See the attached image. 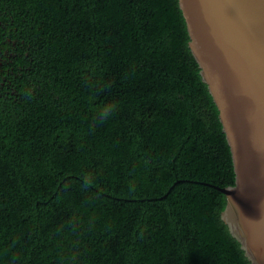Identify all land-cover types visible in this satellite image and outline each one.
Returning a JSON list of instances; mask_svg holds the SVG:
<instances>
[{
  "label": "trees",
  "instance_id": "obj_1",
  "mask_svg": "<svg viewBox=\"0 0 264 264\" xmlns=\"http://www.w3.org/2000/svg\"><path fill=\"white\" fill-rule=\"evenodd\" d=\"M233 183L177 0H0V264H250Z\"/></svg>",
  "mask_w": 264,
  "mask_h": 264
},
{
  "label": "water",
  "instance_id": "obj_2",
  "mask_svg": "<svg viewBox=\"0 0 264 264\" xmlns=\"http://www.w3.org/2000/svg\"><path fill=\"white\" fill-rule=\"evenodd\" d=\"M177 3L229 146L220 217L250 264H264V0Z\"/></svg>",
  "mask_w": 264,
  "mask_h": 264
},
{
  "label": "clouds",
  "instance_id": "obj_3",
  "mask_svg": "<svg viewBox=\"0 0 264 264\" xmlns=\"http://www.w3.org/2000/svg\"><path fill=\"white\" fill-rule=\"evenodd\" d=\"M116 105L115 104H112L110 106H106L104 111L100 113L99 115V120L100 122H104L108 119L109 115L115 111L116 109Z\"/></svg>",
  "mask_w": 264,
  "mask_h": 264
}]
</instances>
